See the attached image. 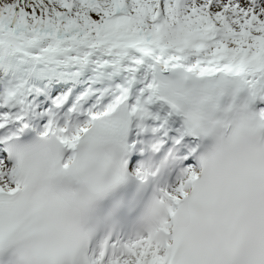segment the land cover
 <instances>
[{"label":"snow or ice","instance_id":"snow-or-ice-1","mask_svg":"<svg viewBox=\"0 0 264 264\" xmlns=\"http://www.w3.org/2000/svg\"><path fill=\"white\" fill-rule=\"evenodd\" d=\"M0 264H264V0H0Z\"/></svg>","mask_w":264,"mask_h":264},{"label":"bare ground","instance_id":"bare-ground-1","mask_svg":"<svg viewBox=\"0 0 264 264\" xmlns=\"http://www.w3.org/2000/svg\"><path fill=\"white\" fill-rule=\"evenodd\" d=\"M108 79H110V80H116V81H118L119 80V74H112V75H110L109 77H108ZM75 80V79H74ZM91 82L89 83V81L87 82V84L89 83L90 85H92V82L93 81H96V83H99L100 81L98 80V78H91V80H90ZM73 83H76V82H74L73 81ZM77 83H79V81L77 82ZM89 85V86H90Z\"/></svg>","mask_w":264,"mask_h":264}]
</instances>
